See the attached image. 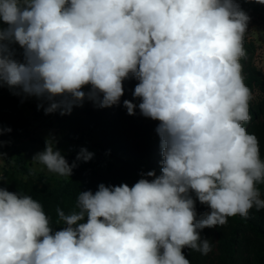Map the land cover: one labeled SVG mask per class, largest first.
I'll return each instance as SVG.
<instances>
[{"label": "clouds", "instance_id": "9594fccd", "mask_svg": "<svg viewBox=\"0 0 264 264\" xmlns=\"http://www.w3.org/2000/svg\"><path fill=\"white\" fill-rule=\"evenodd\" d=\"M249 20L235 0H0V86L65 115L87 85L100 107L118 104L131 75L141 114L159 121L163 157L151 180L80 192L78 211L57 209L64 227L55 232L39 201L0 187V264H190L184 248L212 250L201 230L264 209V160L243 126ZM123 105L135 114L136 104ZM92 157L82 148L76 159ZM33 161L64 177L76 167L50 142ZM192 193L210 209L199 219Z\"/></svg>", "mask_w": 264, "mask_h": 264}, {"label": "trees", "instance_id": "16d2710c", "mask_svg": "<svg viewBox=\"0 0 264 264\" xmlns=\"http://www.w3.org/2000/svg\"><path fill=\"white\" fill-rule=\"evenodd\" d=\"M240 8L246 13L258 15L264 21V4L257 0H235ZM0 27L7 28V25L0 21ZM139 81L129 76L123 81L124 94L118 104L111 107H100L95 115L87 132L81 137V141L96 148L98 155L91 160L84 162L77 160V155H72L66 160L73 168L72 175L65 180H56L51 193L58 199V207L65 214L78 211L77 198L80 192L98 191V186L103 183L105 186H119L128 184L133 186L139 179L147 177L149 171H154L156 176L161 175L163 157L161 155L160 137L156 132L159 121L145 117L141 112L136 111L133 119H128L124 114L126 108L123 101L141 102L140 98L134 97V89ZM244 83L251 90L258 89L262 99L258 104V111L251 107L249 111L251 120L243 126L249 134H254L259 142L261 159L264 160V137L250 131L252 123L264 116V79L259 76H250ZM26 94L16 88H10L7 84L0 86V141L21 142L31 140L41 145L44 150L46 144L40 140L31 138L30 121L26 115L27 106L22 99ZM59 100V97L56 98ZM102 99V94H101ZM34 112L35 119L44 114V109H38L29 104ZM264 127V125H263ZM11 129L10 132L6 131ZM15 163L19 170L25 174H32L25 156L18 152ZM42 181H49L48 178L38 175ZM261 191V198L264 199V183L258 184ZM195 200L197 219L204 212L210 211L207 205L201 204L192 193ZM49 217L53 232L61 230L64 225L59 220L56 209H44ZM87 217L81 223H86ZM202 238L209 239L212 250L207 254L184 248L183 253L190 261V264H264V209L257 210L255 207L249 210L247 218L236 215L229 217L224 226L216 228H205L200 231Z\"/></svg>", "mask_w": 264, "mask_h": 264}, {"label": "rangeland", "instance_id": "374dc122", "mask_svg": "<svg viewBox=\"0 0 264 264\" xmlns=\"http://www.w3.org/2000/svg\"><path fill=\"white\" fill-rule=\"evenodd\" d=\"M250 17L247 33L244 40V48L246 57L241 60L243 66L242 75L244 80L250 76H259L264 79V21L258 15L246 12ZM10 54L13 59L18 62H24V50L17 43L9 45ZM86 93L83 101L73 103L70 114L61 115L57 110L51 113H45L39 119H35L33 109L28 106L33 104L38 109H46L49 107V101L36 96L25 95L22 99L27 106V117L30 121L31 138L40 140L43 143H51L55 150L60 151L61 155L67 159L72 155H77L82 148L93 153L95 158L98 155L96 148L89 146L81 141V137L88 131L95 115L98 112L99 105L88 99L87 93L91 91V86H84L82 89ZM250 100L251 107L258 111V104L262 99V94L258 89L252 92ZM59 99H61L59 97ZM70 99V98H69ZM129 100V99H126ZM137 105L135 112H140ZM38 105H42L38 107ZM124 114L128 119H133L134 115H129L127 109ZM264 116H260L258 121L252 123L249 127L250 131L258 132V135L264 137ZM44 151V148L33 143L31 140H23L21 142L7 141L0 146V152L4 155L0 158V173L3 174L4 180L0 181V187L7 189L10 192H17L22 195H30L39 201L43 209H58V199L53 198L51 191L56 180H65L68 177L60 176L56 173L48 171L46 166L33 161V157L37 153ZM18 152H21L29 165V170L32 174H25L19 170L15 163V158ZM42 175L49 181H42L37 176Z\"/></svg>", "mask_w": 264, "mask_h": 264}]
</instances>
